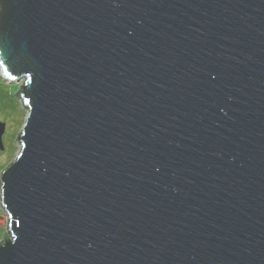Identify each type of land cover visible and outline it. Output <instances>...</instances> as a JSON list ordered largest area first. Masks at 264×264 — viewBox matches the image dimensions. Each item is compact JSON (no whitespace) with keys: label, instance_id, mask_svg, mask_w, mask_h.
<instances>
[{"label":"water","instance_id":"1","mask_svg":"<svg viewBox=\"0 0 264 264\" xmlns=\"http://www.w3.org/2000/svg\"><path fill=\"white\" fill-rule=\"evenodd\" d=\"M0 81V264H264V0H0Z\"/></svg>","mask_w":264,"mask_h":264},{"label":"rangeland","instance_id":"2","mask_svg":"<svg viewBox=\"0 0 264 264\" xmlns=\"http://www.w3.org/2000/svg\"><path fill=\"white\" fill-rule=\"evenodd\" d=\"M18 88V84L0 81V123L5 125L2 136L3 150L0 151V172L17 154L19 145L15 139L26 116V111L15 96ZM6 221L5 214L0 210V240L3 232L6 233Z\"/></svg>","mask_w":264,"mask_h":264}]
</instances>
